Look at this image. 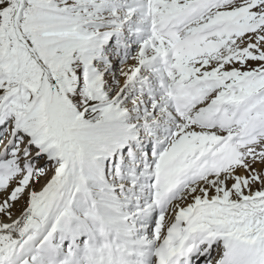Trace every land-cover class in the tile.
<instances>
[{"label": "snow or ice", "instance_id": "snow-or-ice-1", "mask_svg": "<svg viewBox=\"0 0 264 264\" xmlns=\"http://www.w3.org/2000/svg\"><path fill=\"white\" fill-rule=\"evenodd\" d=\"M0 264H264V0H0Z\"/></svg>", "mask_w": 264, "mask_h": 264}]
</instances>
